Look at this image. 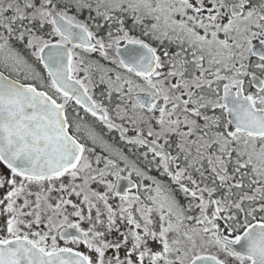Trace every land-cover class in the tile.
<instances>
[{
  "label": "snow or ice",
  "instance_id": "6c2138e0",
  "mask_svg": "<svg viewBox=\"0 0 264 264\" xmlns=\"http://www.w3.org/2000/svg\"><path fill=\"white\" fill-rule=\"evenodd\" d=\"M0 264H264V0H0Z\"/></svg>",
  "mask_w": 264,
  "mask_h": 264
}]
</instances>
